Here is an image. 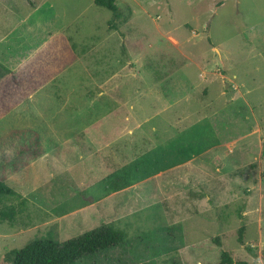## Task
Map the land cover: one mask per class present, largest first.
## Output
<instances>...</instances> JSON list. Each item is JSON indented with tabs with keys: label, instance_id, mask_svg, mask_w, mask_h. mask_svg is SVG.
<instances>
[{
	"label": "rangeland",
	"instance_id": "obj_1",
	"mask_svg": "<svg viewBox=\"0 0 264 264\" xmlns=\"http://www.w3.org/2000/svg\"><path fill=\"white\" fill-rule=\"evenodd\" d=\"M116 3L0 0V97L20 93L0 109V178L18 193L0 203V255L110 224L126 240L75 264H216L224 249L264 264V0ZM188 138L207 148L171 164ZM151 147L171 165L107 190Z\"/></svg>",
	"mask_w": 264,
	"mask_h": 264
},
{
	"label": "trees",
	"instance_id": "obj_2",
	"mask_svg": "<svg viewBox=\"0 0 264 264\" xmlns=\"http://www.w3.org/2000/svg\"><path fill=\"white\" fill-rule=\"evenodd\" d=\"M94 2L110 9L114 16L120 15L116 0H94ZM205 148H207L206 145L196 146V142L190 138L186 147H177L175 152L180 155H176L170 162L171 164L180 163L185 159L191 158L193 154L201 153ZM42 153L40 152L38 155ZM160 154L162 155L161 152L148 151L125 164L121 169L110 172L106 176L105 185L107 190H120L130 186L135 181L151 176L157 170L162 169L160 167L168 166L159 162L161 159ZM13 194L18 193L0 178V203L8 195ZM13 214L14 209L11 206L7 209H2L0 210V219L6 216L12 217ZM243 229L244 226L240 225L237 231V240L240 243L243 242ZM126 237V232L123 229L116 228L110 224H102L61 242L52 237H45L30 241L21 248H11L0 255V264H75L85 256L104 252L113 246L123 243ZM215 240L217 241L218 239ZM234 262L236 264H248L244 260H235L231 253L225 249L221 251L216 264H233Z\"/></svg>",
	"mask_w": 264,
	"mask_h": 264
},
{
	"label": "crops",
	"instance_id": "obj_3",
	"mask_svg": "<svg viewBox=\"0 0 264 264\" xmlns=\"http://www.w3.org/2000/svg\"><path fill=\"white\" fill-rule=\"evenodd\" d=\"M175 42H176V40H174ZM16 44V43H15ZM15 44L13 43V45H10L9 46V48H11V47H13V46H15ZM17 46V45H16ZM17 49V47L16 48H13V50H12V52L13 51H15ZM23 64V63H22ZM21 64V65H22ZM132 64V63H131ZM20 65V66H21ZM44 67V66H43ZM123 67V66H122ZM44 69H45V67H44ZM14 72V71H13ZM166 78V77H165ZM1 84V83H0ZM12 86H13V89H15V83L13 84V85H10V86H8L7 88H9V90L11 91V92H13L14 94H12L11 95V97H15L16 95L18 96V97H20V93L18 92V94L12 89ZM32 86H33V83H32ZM20 87V86H19ZM34 87V86H33ZM9 90H7L5 93H2V95L3 96H5V101H2V98L0 97V109H1V106H2V104L4 105L5 104V102L8 100V96H10V95H8L9 94ZM29 93H30V91L29 92H27L26 94H28L29 95ZM123 93H126V90H125V92H123ZM170 95V92L169 91H164V94L162 95H160V96H166V97H168ZM20 99H18V100H14L13 98H9V101L10 102H17V101H19ZM122 103H123V105L127 102V100H124V99H122V101H121ZM129 117L130 116H127V114L124 116V119H129ZM95 120H99V119H95ZM101 132H102V129H101ZM127 134L129 133V131L128 132H126ZM131 133H132V131H131ZM101 134L102 133H96L95 134V136L93 137V139H92V141L93 140H96V141H100V143H102V144H107V138H106V136H105V134L103 133L102 134V140H100L99 139V137H101ZM127 136V135H126ZM80 137V136H79ZM80 139H82V141H83V143L84 144H86V145H90V143H89V140L88 139H86V138H84V137H80ZM174 139V138H173ZM104 140H106V141H104ZM172 140V139H171ZM72 141V143L73 144H75V143H77L74 139H72V140H70V142ZM91 141V142H92ZM132 142V139H128L127 137L123 140V145L125 146L126 144H127V142L129 143V142ZM143 141V140H142ZM170 141V140H169ZM139 142V141H138ZM138 142H136V143H138ZM172 142H174V146L172 147L173 148V150H175V151H177V147H179V146H182V147H186V145L189 143V138L188 139H186L185 141H180L179 143H177V141L176 140H172V141H170L169 143H172ZM135 143V144H136ZM131 144H133L134 145V142H132ZM36 145L39 147L40 146V141H39V139L38 140H36ZM184 145V146H183ZM155 147V146H154ZM97 150H99V149H95V151H97ZM146 151H157V152H165L166 153V151H164L163 149L162 150H155V148H150V149H148V150H146ZM38 152H43L42 154H39V155H37V156H32L31 158H30V160H29V162L26 164V167L28 168V165H29V167H31L32 165H33V163L35 162V161H37V160H42L43 158H45V156H46V153L48 152V150H44V151H42V149H40V150H38ZM37 152V153H38ZM192 158V157H191ZM191 158H189V159H191ZM188 159V160H189ZM187 161V160H186ZM184 162V161H183ZM182 163V162H181ZM168 167H169V165H168ZM6 179V178H5Z\"/></svg>",
	"mask_w": 264,
	"mask_h": 264
}]
</instances>
